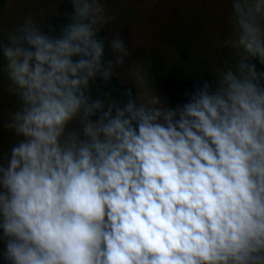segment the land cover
<instances>
[{
    "label": "clouds",
    "instance_id": "clouds-1",
    "mask_svg": "<svg viewBox=\"0 0 264 264\" xmlns=\"http://www.w3.org/2000/svg\"><path fill=\"white\" fill-rule=\"evenodd\" d=\"M227 2L231 58L180 99L140 76L115 94L104 0L0 37V264H264V0Z\"/></svg>",
    "mask_w": 264,
    "mask_h": 264
},
{
    "label": "rangeland",
    "instance_id": "rangeland-1",
    "mask_svg": "<svg viewBox=\"0 0 264 264\" xmlns=\"http://www.w3.org/2000/svg\"><path fill=\"white\" fill-rule=\"evenodd\" d=\"M62 0H5L0 8V37L27 15L55 12ZM116 14L130 56L123 76L138 89L160 92L164 78H188L207 73L231 52L224 47L230 34L227 0H104ZM173 74L175 76L173 77ZM0 75V149L11 141L2 127L4 115L17 102ZM139 90V89H138Z\"/></svg>",
    "mask_w": 264,
    "mask_h": 264
},
{
    "label": "trees",
    "instance_id": "trees-1",
    "mask_svg": "<svg viewBox=\"0 0 264 264\" xmlns=\"http://www.w3.org/2000/svg\"><path fill=\"white\" fill-rule=\"evenodd\" d=\"M5 4V0H0V8H2ZM71 7L68 3V0H62L58 3L55 8V12L44 15L47 18V22L50 25L56 26L64 22V17L66 14L70 13ZM106 55L110 58L111 53L110 50L106 48ZM175 74H173V77ZM198 78L210 79L211 75L207 73H202L200 75H188V78L180 77V78H162L158 81V85H160V92L167 93L169 96H175L177 99H180V93L186 88L189 87L195 82ZM114 86L117 88V92L115 93L117 96L120 95L121 92H125L127 90H131L133 95H135L138 91L136 85L128 80H126L123 76V82L121 83L118 80L113 81Z\"/></svg>",
    "mask_w": 264,
    "mask_h": 264
}]
</instances>
